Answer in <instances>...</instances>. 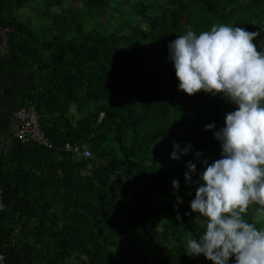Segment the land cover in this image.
I'll return each instance as SVG.
<instances>
[{
  "label": "trees",
  "instance_id": "trees-1",
  "mask_svg": "<svg viewBox=\"0 0 264 264\" xmlns=\"http://www.w3.org/2000/svg\"><path fill=\"white\" fill-rule=\"evenodd\" d=\"M27 1L0 0V46L2 29H10L3 68L23 74L21 62L34 55L40 42L48 52L42 56L35 50L38 67L31 74V87L20 90V99L21 106L28 102L37 106L55 147L14 139L9 154L0 152V183L7 203L0 216V245L7 263L68 264L66 258L79 253L88 258L87 264H213L203 254L192 258L184 247L172 256L152 250L162 239H177L189 231L197 236L204 230L188 220L193 215L189 202L196 185L185 182L184 172L186 162L196 160L194 151L172 159V142L183 148L191 141L195 150H203L201 159L211 157V163L220 158V142L214 130L206 131L204 125L215 121L219 128L226 112L235 108L203 90L196 94L178 90L168 45L189 28L199 33L214 24L242 27L264 16V0L130 3L146 27L122 34L88 32L79 20L72 25L57 20L55 34L37 32L15 16V10ZM112 1L83 0L90 13ZM92 102L99 104L96 121L104 114L101 123L92 121L77 129L66 120L70 103L86 108ZM58 117L64 118V130L54 122ZM67 142L88 143L96 154L75 160L64 150ZM114 144L126 154L125 160L116 157ZM128 163H135L132 177L139 187L131 191L134 209L123 221L116 194L84 170L96 164L114 174ZM202 168L197 163V170ZM177 178L178 191L172 186ZM127 182L134 185L130 177ZM176 195L184 199L178 211L182 221L174 208L160 202L163 196ZM162 218H167L164 232L151 233L152 219ZM19 227L25 231L18 236Z\"/></svg>",
  "mask_w": 264,
  "mask_h": 264
},
{
  "label": "clouds",
  "instance_id": "clouds-1",
  "mask_svg": "<svg viewBox=\"0 0 264 264\" xmlns=\"http://www.w3.org/2000/svg\"><path fill=\"white\" fill-rule=\"evenodd\" d=\"M257 36L237 25L214 24L199 33L189 28L168 45L178 90H203L235 105L219 128L215 121L204 125L220 142V158L201 159L203 150H195L191 141L183 148L173 141L170 153L179 160L194 151L196 160L186 162L184 178L196 185L190 209L205 223L198 237L191 231L186 235V253L203 254L213 264H264V226L245 218L251 204L264 214V47L257 50ZM172 186L180 189L178 178ZM183 203L176 195L173 207ZM176 218L182 221L179 212Z\"/></svg>",
  "mask_w": 264,
  "mask_h": 264
},
{
  "label": "rangeland",
  "instance_id": "rangeland-1",
  "mask_svg": "<svg viewBox=\"0 0 264 264\" xmlns=\"http://www.w3.org/2000/svg\"><path fill=\"white\" fill-rule=\"evenodd\" d=\"M140 1L148 2L149 0H113L107 6L103 8H98L94 13H90L83 0H28L26 5L20 9L15 10V16L19 23H25L26 25H32V27L37 32H49L56 33L57 20L60 24L72 25L73 21L79 20L84 24L86 31L92 30H101L102 32H111V33H129L132 28L142 29L146 26L140 22V20L134 14V11L131 8L130 3L136 4ZM156 1V0H153ZM242 3L247 2L248 0H239ZM261 6L264 7V2H261ZM264 14V13H262ZM249 31H256L259 33V36L254 38V42L257 43V50L259 51L261 47H264V16L255 18L248 24L242 26ZM10 29L3 28L1 35L3 37V42L1 44L2 54L0 55V65L5 63L4 54L7 52V39ZM63 36L66 37L67 34L63 33ZM29 50L33 48L31 46L27 47ZM33 54L29 60H24L21 62L22 67L24 68V73L22 75V82H24L27 88L31 87L32 82V72L37 69L38 63L36 61V52L41 51L42 56L48 54L47 51L43 50L41 42L39 45L33 49ZM21 56H23L21 54ZM21 82V83H22ZM23 84V83H22ZM131 94V93H129ZM128 95V94H126ZM129 96V95H128ZM98 103L92 102L86 108L79 107L76 103H70L67 112L66 120L70 122L77 129L83 125H88L92 121H96L95 112L98 107ZM103 116V117H102ZM55 122L59 127L64 130L62 125L63 119L58 117ZM104 119V114L101 115L99 121H96V125L101 123ZM43 122L47 118H42ZM63 126V127H62ZM116 148L115 153L116 157L121 160L126 159V154L120 151L116 144L113 145ZM93 150V149H92ZM94 150L92 151V157L95 156ZM211 157H209V160ZM150 162V161H149ZM135 163H128L124 166L121 171H115L114 174H111L110 169L106 167H99V165H88L87 169L84 170L85 174L92 175L96 182L109 190L113 191L116 194L117 202H120V217L123 221L127 220L133 212V198L131 191L134 188H138V182L132 177V170ZM151 164V162H150ZM130 177L134 185H128L127 179ZM148 180L152 179L151 175H148ZM180 194V192H179ZM163 205L173 206L176 204V197L163 196L161 201ZM180 206V205H179ZM260 207L258 204H251L246 213V219L250 221H255L258 226L264 224V214L258 213L257 209ZM174 212L179 211L178 208H174ZM188 220H191L193 223L198 225L201 228H204L205 218L200 216L199 213L193 212V215ZM167 223V218H162L159 221L152 219V224L148 225L149 231L152 232H164L165 225ZM18 233V231H17ZM24 234V233H23ZM188 232L180 236L179 238H171L170 240H160L154 244L155 249H152L157 254H164L168 256L174 255V252L180 247H186V235ZM19 236V233L17 234ZM18 236L15 241L18 240ZM170 236V235H169ZM199 235H197L198 237ZM127 235H123L122 239L126 240ZM22 240V238H21ZM145 242V241H144ZM37 245H35L36 247ZM194 258V257H192ZM66 263L68 264H87L88 258L82 254L75 253L66 258Z\"/></svg>",
  "mask_w": 264,
  "mask_h": 264
},
{
  "label": "built area",
  "instance_id": "built-area-1",
  "mask_svg": "<svg viewBox=\"0 0 264 264\" xmlns=\"http://www.w3.org/2000/svg\"><path fill=\"white\" fill-rule=\"evenodd\" d=\"M13 121L17 125L14 139L22 143H33L38 146L53 149L54 142L47 135L42 123L41 116L37 106L33 102H28L25 106L19 107L13 114ZM64 150L70 152L75 160L89 159L92 157V151L88 143H71L64 145ZM7 210V203L4 197V191L0 183V216ZM0 264H8L7 256L0 245Z\"/></svg>",
  "mask_w": 264,
  "mask_h": 264
},
{
  "label": "crops",
  "instance_id": "crops-1",
  "mask_svg": "<svg viewBox=\"0 0 264 264\" xmlns=\"http://www.w3.org/2000/svg\"><path fill=\"white\" fill-rule=\"evenodd\" d=\"M3 65L4 62L0 65V152L9 154L17 130L13 114L21 107L20 90L27 87L22 82V76H19L22 74L6 72ZM17 231L21 234L25 227H19Z\"/></svg>",
  "mask_w": 264,
  "mask_h": 264
},
{
  "label": "water",
  "instance_id": "water-1",
  "mask_svg": "<svg viewBox=\"0 0 264 264\" xmlns=\"http://www.w3.org/2000/svg\"><path fill=\"white\" fill-rule=\"evenodd\" d=\"M103 117V116H102ZM148 164H150V162H148Z\"/></svg>",
  "mask_w": 264,
  "mask_h": 264
}]
</instances>
